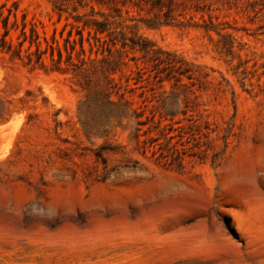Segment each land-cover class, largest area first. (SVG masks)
Wrapping results in <instances>:
<instances>
[{
	"label": "rangeland",
	"instance_id": "374dc122",
	"mask_svg": "<svg viewBox=\"0 0 264 264\" xmlns=\"http://www.w3.org/2000/svg\"><path fill=\"white\" fill-rule=\"evenodd\" d=\"M9 10L0 264H264V0H0L4 19ZM97 22L112 35L97 37ZM101 37L176 54L197 76L160 111L151 64L127 48L114 99L133 116L109 137H88L67 59L101 58ZM5 40L15 50L25 41L22 59Z\"/></svg>",
	"mask_w": 264,
	"mask_h": 264
},
{
	"label": "trees",
	"instance_id": "16d2710c",
	"mask_svg": "<svg viewBox=\"0 0 264 264\" xmlns=\"http://www.w3.org/2000/svg\"><path fill=\"white\" fill-rule=\"evenodd\" d=\"M11 14L12 10H9V17L4 19V14L0 13V20L3 21L4 27L6 29L5 36L9 34L8 25ZM24 25L25 26L22 35L26 41V24ZM84 26L86 27L89 25L85 23ZM96 26L97 28L95 29V34L97 37L98 35H112L110 32V22H97ZM32 32L36 38L30 42L31 46L36 43L37 40H39V36L36 34L35 30H32ZM116 40L117 39L113 38L110 39L112 44H109L102 37L101 39H98V41H101V58L98 57V55L97 58H83L80 63H74L72 55H69L67 59V61L72 63V65L75 67V78L79 81V85L82 87V90L85 93V101H83L79 107V116L88 137L92 133L101 137H109L122 124L125 118L133 116L128 104L123 103L122 101H116L114 99V96L118 95V91L122 89V86L116 81L115 75L128 64L126 62V59L128 58L126 50L127 48H130L133 51L142 52L144 56L147 57V62L151 64V72L154 74V78L158 82L160 89L163 90L165 97L155 107V109L167 112L168 108H170V106L175 103V100L173 99H175L176 94L173 89L184 86L185 89L188 90V85L183 83L184 78L191 82L195 80V77L197 76L195 66L190 64L185 59L179 58L176 54L163 51L161 49H155L154 46L147 47L145 44L141 45V43H137L135 40H132V43L128 44L126 42L127 39L124 38L122 41H120L121 47L118 48V43ZM24 42L20 43L19 50H15V46L6 40L4 43L11 49L13 48L14 53L16 52L18 54L17 56L22 59ZM53 43L55 46H50L52 48L51 56L53 58L54 51L57 50L59 63H61L63 60V54L59 47V43L56 39H54ZM80 44L82 53H85L83 37H81ZM73 51H75V48ZM26 53L27 57L30 58V62H32V54L29 53V49L26 50ZM43 54L44 53L38 46L36 52L37 64H40L41 66L44 65L42 59ZM58 70H61V68L58 67ZM141 78L142 77H140V79ZM167 82L172 84L171 91H167L166 89L165 84ZM188 92L193 93L192 90ZM160 115L161 120L159 126L156 128H160L162 122L168 118L167 115L163 116L162 112ZM136 118L139 117L136 116ZM142 125H144V123L139 121L138 126ZM193 127L197 126L194 125ZM141 132V129L137 130V139H140ZM150 132H152V130L144 132L143 135H147ZM155 141H158V139ZM144 143L146 142L144 141ZM171 150L174 154L179 153L175 146L172 147ZM163 157L167 158L168 156Z\"/></svg>",
	"mask_w": 264,
	"mask_h": 264
}]
</instances>
